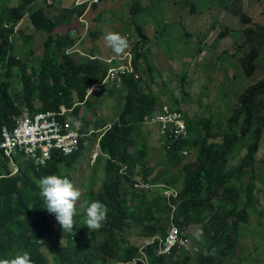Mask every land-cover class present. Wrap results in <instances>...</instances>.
Returning <instances> with one entry per match:
<instances>
[{"label":"trees","instance_id":"trees-1","mask_svg":"<svg viewBox=\"0 0 264 264\" xmlns=\"http://www.w3.org/2000/svg\"><path fill=\"white\" fill-rule=\"evenodd\" d=\"M77 9L82 12L85 7ZM20 10L10 11L13 25L21 19ZM29 21L34 31L46 34L44 57L36 73V83L33 76L27 74V69L21 67L24 83L21 93L10 81H0V142L1 130L15 125L16 118L23 114V105H27L31 116L56 112L61 107L72 109L71 122L75 123L79 106L86 102L79 104L93 85L102 83L108 70L102 61L66 55L65 51L71 45L69 36L53 37L51 32L55 23L45 16L42 9L36 8ZM12 29H4L0 23V68L4 69L5 78L10 77L14 67L20 66L11 55L12 44L7 33ZM138 34L145 44L147 38L139 30ZM54 51L61 53V60L53 55ZM142 56V52L133 56L134 73L139 72ZM134 73L122 76L120 81L124 102L117 120L108 128L103 126L91 134L97 140L99 152L94 164L103 161L104 181L98 184V189L93 188L92 182L85 198L87 203L100 200L109 208L107 221L101 228L103 239L93 244L87 239L79 214L75 217L73 232L63 233L38 194L37 183L41 177L51 174L68 177V171L82 155V139L78 152L71 156L54 154L42 168H36L30 162L23 165L16 162V173L0 150V259L28 251L33 264H108V259L114 264H134L132 260L141 254L140 247L144 244L143 252L147 254L148 264H166L172 256H177L176 250L160 256L157 255L158 240L149 242L153 237L165 235L170 221L182 233L192 225L203 228L206 243L200 249L206 254H198L202 264H222L225 258L233 255L240 242L242 226L248 225L249 207L255 199L253 181L249 179L246 182L244 178L252 175L264 132V80L241 96L236 131L229 122L226 131L217 125L218 130L214 132L211 119H187L184 115L188 138L166 150L158 166L152 167L147 161L148 145L140 137L139 128L144 116L154 112V99L141 91ZM260 101L262 106L257 107ZM257 116L256 128L251 133ZM78 133L85 135L87 131L81 128ZM245 142L247 154L239 168L225 174L227 156L234 152L237 144ZM186 147L197 149L194 161H187L182 154ZM122 166L127 167L128 176L120 174ZM159 166L162 168L156 172ZM178 167L183 174V188L176 198L168 200L157 190L135 191L131 184L130 188L127 187L132 182L131 178L153 184H171ZM231 180L240 185L239 188H230ZM55 223L58 224L56 227ZM132 232L147 240L141 245L133 243V240H128ZM175 264H182L178 256Z\"/></svg>","mask_w":264,"mask_h":264},{"label":"rangeland","instance_id":"rangeland-1","mask_svg":"<svg viewBox=\"0 0 264 264\" xmlns=\"http://www.w3.org/2000/svg\"><path fill=\"white\" fill-rule=\"evenodd\" d=\"M74 1L0 0V23L4 29L13 28L7 35L12 44L11 55L20 64L12 69L9 78L3 76L4 69L0 68V81H10L14 89L21 93L24 89L21 67H25L27 74H31L33 81L37 82L36 73L44 57L43 41L46 34L34 31L29 16L36 8H40L55 23L51 32L53 37L69 36L71 45L68 49L83 38L74 48L82 54L75 53L80 59L93 57L103 62L128 51L133 56L142 52L140 69L134 76L139 79L141 91L153 97L154 112L164 107L177 108L187 119H211L214 132L218 130L217 125L226 131L229 122L235 131L238 129L241 96L264 80V0H101L98 6L82 12L74 5ZM11 10H20L21 19L16 25H13V16H10ZM138 30L147 38L145 44ZM109 32L119 33L128 40L129 47L123 53L117 54L106 46L104 36ZM53 55L61 60L60 52L54 51ZM112 86H105L85 97L79 105L86 104L79 106L77 121L73 122L77 131L84 128L87 134L82 138V155L68 171V177L82 193L77 210L81 215L80 224L92 244L101 241L103 234L101 229L90 232L83 225L84 205L87 203L85 197L89 195L90 184L93 182V188L98 189V184L104 178L103 161L94 164L99 154L97 140L89 133L103 126L108 128L122 110L124 94L120 90L121 86L115 89ZM261 106L260 101L257 107ZM27 108V105H23V114L30 112ZM257 119L258 116L251 133H254ZM139 135L148 145L147 161L150 166H158L166 150L161 144L157 128L142 124ZM246 142L237 144L234 152L227 156L225 174L239 168L247 154ZM188 149L191 153L186 156V160L194 161L197 149ZM16 162L23 165L26 161L15 159V167ZM160 167L156 172L161 170ZM121 168L120 174L128 176L127 167ZM178 170L181 167L174 171L171 184L176 189L183 182L182 171ZM249 179L253 181L255 191V199L248 212L249 222L247 226H242L235 252L225 258L222 264H264V132L252 175L244 178L246 182ZM131 181L127 187L130 188L131 184L135 191L157 190L164 197L167 187L175 190L164 183L153 184L134 178ZM136 182H147L152 187L135 189L133 185ZM239 186L235 181H230V188L236 189ZM172 210L176 208L172 207ZM57 225L55 223V227ZM202 229L201 226L192 225L184 231L183 234L190 238L191 243L187 250L176 251L182 264H202L198 254L205 255L206 252L201 250L202 243L194 239V234ZM129 235L128 240H133L137 245L147 240L134 232ZM158 237L162 236L153 237L149 243L159 240ZM157 255H160L158 247ZM177 256H172L166 264H175ZM132 262L149 263L145 253ZM107 263L114 264L110 259Z\"/></svg>","mask_w":264,"mask_h":264},{"label":"built area","instance_id":"built-area-1","mask_svg":"<svg viewBox=\"0 0 264 264\" xmlns=\"http://www.w3.org/2000/svg\"><path fill=\"white\" fill-rule=\"evenodd\" d=\"M100 3L101 0L74 1L75 6H84L87 11ZM81 40L70 49H67L65 54H81L74 49L81 43ZM89 59L95 60L91 57ZM103 63L108 66L106 77L101 84L93 85L88 90L86 97L108 85L119 87L122 76L134 73L133 55L130 51L123 53L121 56L108 58ZM71 113L72 109L68 110L64 107L56 112H43L34 116L25 113L16 118L15 125L12 128L5 126L1 130L0 150L14 169V173L17 172V167L13 164L15 159L21 158L26 162L33 163L36 168H42L46 166L54 154L69 157L78 152L79 141L83 136L78 133L72 124L70 120ZM142 123L153 125L158 129L159 139L166 150L171 149L176 143L186 140L189 136L184 113L177 108L164 107L160 111L152 112L144 116ZM190 153L191 151L188 148H184L182 151L185 157ZM133 186L135 189L152 187L147 182H136ZM164 194L167 197L177 195L175 190L169 188ZM190 243L191 240L187 235H184L177 227L171 226L168 235L160 242L158 254L169 255L175 250H187ZM193 250L196 249L193 248ZM140 253L144 255L143 247L140 248Z\"/></svg>","mask_w":264,"mask_h":264},{"label":"clouds","instance_id":"clouds-1","mask_svg":"<svg viewBox=\"0 0 264 264\" xmlns=\"http://www.w3.org/2000/svg\"><path fill=\"white\" fill-rule=\"evenodd\" d=\"M104 41L106 46L117 54L123 53L129 47L128 40L116 32L107 33L104 36ZM37 187L38 194L45 205L44 208L49 214L55 216L63 233L73 232L76 225L75 217L78 214L77 204L82 196L80 189L67 176L57 174L41 177ZM84 207L83 225L87 226L90 232L101 229L108 218L109 208L107 205L100 200H93L86 203ZM194 239L199 243H206L202 230H198L194 234ZM0 264H33V261L30 253L23 251L10 254L9 258L0 259Z\"/></svg>","mask_w":264,"mask_h":264},{"label":"bare ground","instance_id":"bare-ground-1","mask_svg":"<svg viewBox=\"0 0 264 264\" xmlns=\"http://www.w3.org/2000/svg\"><path fill=\"white\" fill-rule=\"evenodd\" d=\"M3 128H4V127H3ZM157 130H158V129H157ZM164 148H165V147H164ZM172 148H173V147H172ZM172 148H171V149H172ZM165 150H166V149H165ZM169 150H170V149H169ZM34 168H35V167H34ZM167 188H168V187H167ZM175 191H176V190H175ZM176 193H177V191H176ZM164 195H165V194H164ZM177 196H178V193H177V195H176L175 197H174V196H171V197H167V196H165V197H166V199L169 200L170 198H172V197H173V198H176ZM171 226H174L172 222L170 223V227H171ZM170 227H169V230H168V232H167L166 235H168V233H169V231H170ZM166 235H165V236H162V237H158V238H159V240H158V251H159V248H160V245H161L160 242H161V240H162L163 238L165 239Z\"/></svg>","mask_w":264,"mask_h":264},{"label":"crops","instance_id":"crops-1","mask_svg":"<svg viewBox=\"0 0 264 264\" xmlns=\"http://www.w3.org/2000/svg\"><path fill=\"white\" fill-rule=\"evenodd\" d=\"M92 132H90L89 134H91ZM147 151H148V147H147ZM147 159H148V155H147ZM165 185L167 186H170L172 188H174L175 190H177L178 192L183 188V182H181L179 185H178V188L176 189L175 187H173L171 184H172V181H171V184H167V183H164Z\"/></svg>","mask_w":264,"mask_h":264}]
</instances>
